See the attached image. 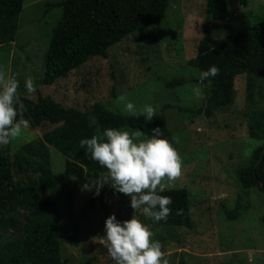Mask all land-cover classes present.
<instances>
[{
  "label": "rangeland",
  "instance_id": "374dc122",
  "mask_svg": "<svg viewBox=\"0 0 264 264\" xmlns=\"http://www.w3.org/2000/svg\"><path fill=\"white\" fill-rule=\"evenodd\" d=\"M60 1L23 0L16 39L0 46V71L19 80V99L36 98V91L30 94L25 88L26 78L32 77L36 90L66 107L88 111L100 103L129 115L118 99L124 96L138 111L151 105L156 113H163L184 164L182 175L169 189L188 191L192 213L190 227L166 231L153 226L141 211L133 212L129 197L110 192L101 207L95 188L86 190L68 179L66 189L57 195L62 264H114L97 239L106 236L105 221L112 214L121 222L135 215L148 226L153 239L162 243L170 264H264V193L255 187L244 194L248 208L238 220L228 219L220 208L223 202L235 207L240 193L236 170L264 143V80L237 76L229 105L207 118L202 113L193 114L203 110L210 87L203 86V96L197 98L193 89L200 85V73L188 65L196 55L204 26L210 27L213 45H218L228 29L237 34L263 20L264 0H227L229 26L206 16V0H169L168 13L159 26L125 37L110 47L105 57H91L66 77L45 86L42 78L50 37L61 18L60 8L49 10L47 4ZM181 77L187 83L169 86L172 78ZM253 111L262 115V127L255 135L248 132ZM54 127L48 123L29 127L1 148L13 161L21 151L31 156L28 145ZM65 159L49 148L47 160L53 174L63 172ZM12 168L14 179L21 184L39 178L34 171L20 173L15 164ZM38 194L44 199L50 192ZM24 218L25 213L18 211L12 224L0 225V244L24 236ZM73 230L74 244L70 238Z\"/></svg>",
  "mask_w": 264,
  "mask_h": 264
},
{
  "label": "trees",
  "instance_id": "16d2710c",
  "mask_svg": "<svg viewBox=\"0 0 264 264\" xmlns=\"http://www.w3.org/2000/svg\"><path fill=\"white\" fill-rule=\"evenodd\" d=\"M22 7L23 0H0V46L15 41ZM47 7L49 10H61L60 21L51 33L42 78V84L50 86L81 67L91 57H105L107 50L125 37L159 26L168 13L169 0H61L56 4H47ZM205 14L213 22L229 26L227 0H206ZM225 34L220 44L213 45V32L210 27L204 26L196 46V55L188 61V65L199 73L213 65L220 70L211 85L203 82L210 90L203 110L193 115L202 113L209 118L216 109L229 105L234 79L239 75L257 76L264 80V19L243 32L233 34L228 29ZM209 46L214 50L210 51ZM185 83V78H172L169 86L176 88ZM16 107L30 121V128H39L44 123L55 127L44 132L40 140L28 145L31 156L21 151L15 154L13 161L0 146V225L7 227L14 222L18 211L25 213L24 236L0 244V264H62L57 195L66 189L68 179H74L83 186L107 171L91 159L85 148L80 147L81 139H90L108 128L139 129L151 135L150 130L159 127L162 130L161 138L168 139L178 151L163 113H156L152 122H146L143 116L136 118L126 115L100 103H94L88 111H82L66 107L43 96L38 90L35 99L20 98ZM253 113L248 123L251 135L262 127L261 113ZM49 148L66 158L60 175L51 171L47 160ZM14 164L20 173L29 170L38 173V180L29 179L27 183H19L13 177ZM235 177L240 189L235 207L230 208L225 202L220 205L225 217L233 221L238 220L248 208L244 203V194L255 187L264 193V143L256 147L250 159L237 168ZM39 191L50 194L40 199ZM110 192L115 196H125L105 185L99 192L101 207L107 202ZM159 194L172 198V212L166 221L157 222L150 218L152 225L166 231L190 227L192 213L188 191L177 188ZM70 238L74 244V230Z\"/></svg>",
  "mask_w": 264,
  "mask_h": 264
},
{
  "label": "clouds",
  "instance_id": "9594fccd",
  "mask_svg": "<svg viewBox=\"0 0 264 264\" xmlns=\"http://www.w3.org/2000/svg\"><path fill=\"white\" fill-rule=\"evenodd\" d=\"M209 50L214 49L209 46ZM219 72L215 65L200 72V85L193 89L197 98L203 96V82L211 85ZM19 86L16 76L8 77L0 71V146L9 145L30 127V121L16 107ZM25 88L28 93H35L32 77L26 78ZM118 99L124 102L125 111L136 118L143 116L146 122H152L156 116V109L151 105L138 111L124 96ZM150 133L146 135L139 129L108 128L90 139H81L80 147L85 148L101 168L107 169L98 179L85 183L83 188H95V195H99L100 190L109 185L115 192L130 198L133 212L139 210L159 222L167 220L173 203L170 196L159 193L168 190L182 175L184 164L173 144L161 138L159 127L151 129ZM105 232L106 236L97 239L107 249L114 264H170L167 254L162 251V243L153 239V232L135 215L122 222L115 214L110 215L105 221Z\"/></svg>",
  "mask_w": 264,
  "mask_h": 264
},
{
  "label": "built area",
  "instance_id": "2783aa9c",
  "mask_svg": "<svg viewBox=\"0 0 264 264\" xmlns=\"http://www.w3.org/2000/svg\"><path fill=\"white\" fill-rule=\"evenodd\" d=\"M236 14H234V16H235Z\"/></svg>",
  "mask_w": 264,
  "mask_h": 264
}]
</instances>
